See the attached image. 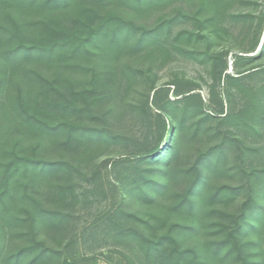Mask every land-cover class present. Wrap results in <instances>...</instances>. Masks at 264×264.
<instances>
[{
  "label": "trees",
  "instance_id": "obj_1",
  "mask_svg": "<svg viewBox=\"0 0 264 264\" xmlns=\"http://www.w3.org/2000/svg\"><path fill=\"white\" fill-rule=\"evenodd\" d=\"M169 1L0 0V144L11 131L20 137L12 145L11 160L0 161V212L1 217L26 228L18 230L26 241L13 254L3 255L0 245V264H83L79 258L63 253V239L75 228L72 206L83 191L77 179L87 178L89 187L95 188L92 192L98 190L95 178L99 172L97 159L102 155L99 144L129 141L134 130L123 120L132 114L137 123L142 122L145 112L144 107L139 109V101L146 92L147 79L149 90H155L153 105L162 123V135L117 180L122 204L111 212L117 220V237L129 243L138 241L153 264H223L229 258L236 264H264V40L255 55L247 54L257 48V43L250 47L232 44L231 48L239 51L234 72L230 73L226 69L231 48H216V41L230 33L221 25L220 15L221 9L235 0H201L193 16L197 28L180 31L174 45L167 42L171 38V19L147 26L123 13L126 6L141 15ZM251 14L236 17L246 20ZM202 40L203 52L198 48L188 51L184 46L187 41ZM146 49L152 61L167 60L180 51L203 56V62H220L222 67L214 68L212 76L221 86L220 107L207 112L200 93L192 92L195 88L188 93L176 91L177 97L170 98L164 88L156 87L157 74L152 69L119 65L126 53L140 58ZM100 104L107 105L101 116L106 121L104 128L94 123L95 115L90 116ZM119 104L129 108L120 109ZM86 116L89 121L84 119ZM188 123L195 137L203 133L217 139V143L181 172L174 164L190 141ZM33 132L38 133V147L34 145L33 152L40 156L48 151V144L38 135L56 143L52 137L64 133L66 148L58 149L86 160L87 171L82 172V165H75L74 160L69 164L30 155L23 140ZM76 142L85 149L73 151L71 145ZM230 151L237 157L234 166L227 164ZM74 168L79 177L72 173ZM31 171L51 177L49 190L29 212V218H22L12 212L9 203L19 199L22 183L18 177ZM61 172L62 178L52 177ZM180 174L189 177L190 182L176 193ZM236 175L242 180L240 184L232 182ZM245 187L248 196L239 212L229 213L225 209L239 202ZM26 198L25 193L21 199ZM215 205L223 207L220 214L233 226L221 228L219 237L207 244L184 246V235L198 232L215 214ZM135 206L144 211L142 215ZM251 232L261 246L257 260L251 257V243L243 241V236Z\"/></svg>",
  "mask_w": 264,
  "mask_h": 264
},
{
  "label": "rangeland",
  "instance_id": "obj_2",
  "mask_svg": "<svg viewBox=\"0 0 264 264\" xmlns=\"http://www.w3.org/2000/svg\"><path fill=\"white\" fill-rule=\"evenodd\" d=\"M200 1L201 0H170L166 4L151 8L141 15L136 11L134 12L131 7L125 6L123 13L125 17L137 19V21H140V24L147 26L161 22L162 20L171 19L173 21L170 30L171 38L167 42L174 45L176 41L174 38L178 36L180 31L197 28L193 16L195 15L194 13L199 10ZM245 12H251L252 16L248 17L246 20L236 17L238 14ZM187 15L189 16L186 17ZM220 23L228 27L230 33L229 35L222 34L221 37L219 36L217 38L216 48L225 45H229L231 48L232 44L250 47L257 43V48L247 54L255 55L259 51L264 40V0H235L227 8L221 9ZM249 25H252V29H249ZM235 38H238L237 42ZM184 44L188 51L198 48L202 50V52L203 46L205 45L203 40L199 43L187 41ZM146 51H148V49L140 53V56L144 59L126 53L120 58L119 65L125 67L131 64L135 70L152 69V73L157 74L155 75L157 78L156 87L164 88L170 98L177 97L176 91L188 93L191 88H195L192 92L200 93L204 100V109L207 112H213L220 107L219 94L221 86L218 81L212 79L213 69L222 67L220 62H203V56L196 57L194 55H184L181 54L180 51L172 53L171 57L167 60L157 59L152 61L151 58L146 56ZM238 51L236 47L230 49L227 55L228 65L226 72H234V60ZM145 82L147 84L145 87L147 88H145L146 92L143 97L144 99L141 98L139 101V109L144 107L143 111L145 112L143 115L144 117H142V122L137 123L138 121H135L132 114H127L125 120H123L126 127L134 130L131 133L132 135L129 136V141L126 144H99L102 148V155L97 159L99 172L95 178V184L98 186V190L92 192L95 188L93 185H91V188L89 187L90 180L88 181L87 178L82 176L77 179L81 180L79 184H83V191L79 196V200L72 206L75 228L72 227L73 230L71 229V233L69 235L67 233L65 236L66 238L62 239L64 240V255L67 257L79 258L83 261V264H153L152 261L146 258L138 241H131V243H129L127 240H124L125 238L121 239L117 237L114 231L116 227L115 222H117V220L113 218L111 214V212L122 204V191L117 180L132 169L135 161H137L141 154L147 151L150 145L156 144L161 140L162 123L153 105L155 90H149L148 87H150L149 85L151 83L148 79ZM148 95L150 97L149 101L146 99ZM82 103L83 101L81 104ZM103 105L100 104L98 107L96 106L95 110L90 112V116L95 115V119L93 120L94 123L104 128L106 126V121L101 116L102 113L105 112L107 105ZM119 106L120 109L123 110L124 108H129H126V105L123 104H119ZM128 113L131 112L128 111ZM84 119L89 121V116L84 117ZM190 126L191 124L189 125L188 123L187 139L190 141H187V145H184L180 158L176 160L174 164L177 171L181 172L190 168V166L196 162L197 157L202 155L206 148L214 146L217 143V139L203 135V133H199L195 137L193 128ZM37 134V132H33L29 134L28 137H25L26 140H23L24 143L28 145L27 150H29V153L32 152L30 155L37 156L38 158L44 157L54 162L63 160L69 164L74 160L75 165H82V172L87 171L88 162L86 160L80 161L75 159L74 156H70L64 149L63 151L65 152L58 149L61 146L66 148L63 146L64 139L66 138L64 133L57 137H52L54 140L56 139V143H53V140L51 141V138L47 136L44 138L42 135H38L44 141L46 140L45 143L48 144L46 149L48 151L44 152L42 156H40V153L38 155L34 154L33 146L37 144ZM18 140H20L19 135L13 133V131L6 134L4 140H2L0 144V146L4 144L1 147L4 151L0 148L1 162L8 163L11 160L12 153L10 152L12 145ZM71 146L72 150L76 153L85 149V147H79L77 142ZM67 156H70L69 160L66 158ZM236 158L234 151H230L227 159L228 166H234L238 163ZM1 171L2 169L0 166V178L2 177ZM73 171L72 173L74 176L79 177L75 168ZM57 175L62 178V172L54 174L52 177ZM18 178L22 183L18 192L19 199L16 202H10L9 205L15 215L22 218H29V212L33 210L34 206L37 207L38 200L49 190V179L51 177L49 175L43 176L37 171H31L21 173ZM88 178H90V175ZM188 182H190L189 177H183V174H180V176L177 177L174 191L176 193L182 192L186 188ZM232 182L240 184L242 180L236 175L233 177ZM25 193L27 194V198L23 200L21 198ZM174 196L176 195L174 194ZM247 196L248 187H245L239 202L234 207L231 206L229 209L225 210L231 214H237L240 205ZM213 207L215 209V214L205 220V223H203V226L198 232H195L194 235L190 233L184 235V246H193L197 243H203V245L207 244V242L219 237L218 231L221 228L230 229V227L233 226L234 223H232L230 219L220 214L223 207L218 205ZM134 208H137V210L139 209L138 206ZM217 211H219V213H216ZM143 212L144 211L140 208L139 213L142 215ZM19 229L26 231V228L21 227L17 222L1 217L0 212V245L3 247V255L13 254L25 243V235L22 236V233L18 231ZM243 241L251 243L249 245L251 257L255 260L260 258V252L262 251L260 244L257 242L255 233L251 232L243 236ZM223 264H236V261L229 258Z\"/></svg>",
  "mask_w": 264,
  "mask_h": 264
}]
</instances>
